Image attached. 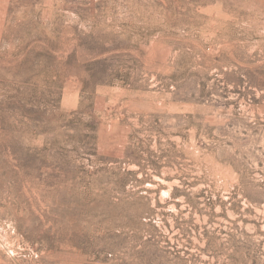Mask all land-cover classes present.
Returning a JSON list of instances; mask_svg holds the SVG:
<instances>
[{"label":"rangeland","instance_id":"1","mask_svg":"<svg viewBox=\"0 0 264 264\" xmlns=\"http://www.w3.org/2000/svg\"><path fill=\"white\" fill-rule=\"evenodd\" d=\"M0 264H264V0H0Z\"/></svg>","mask_w":264,"mask_h":264}]
</instances>
